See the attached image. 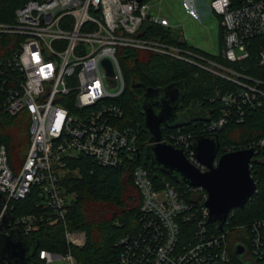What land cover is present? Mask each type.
<instances>
[{
	"label": "built area",
	"instance_id": "1",
	"mask_svg": "<svg viewBox=\"0 0 264 264\" xmlns=\"http://www.w3.org/2000/svg\"><path fill=\"white\" fill-rule=\"evenodd\" d=\"M207 8L221 20L222 58L230 63L248 58L247 41L264 35V0H245L236 7L230 0H211ZM144 23L173 29L168 18L152 12L147 0H29L15 10L12 24H0V34L19 38L12 58L0 61L2 106L12 115L25 112L30 122L29 147L18 171L11 169L7 149L0 145V195L5 200L0 221L13 209L11 202L25 199L34 190L35 210L40 211L13 217L5 235L14 230L28 237L40 223L65 224L74 199L63 183L70 171L67 159L85 156L98 166L120 168L140 156L138 126H122L124 110L115 103L124 90L118 51H145L193 63L187 49L137 37ZM105 60L111 65L112 75ZM257 63L264 65V51ZM199 67L240 88L237 94L222 98L227 111L218 120L204 124L203 132L220 129L233 116L232 109L236 122H241L243 108L261 105L264 81L211 60ZM106 83L119 91L111 93ZM162 141L180 149L200 171L207 170L195 158L196 139L191 133L180 127L166 133ZM261 148L264 138L246 149L257 152ZM132 179L140 193L136 213L139 225L134 233L116 242L118 256L112 264L230 262L228 230L212 232L204 203L196 207L186 199L188 193L202 190L170 183L155 185L142 165L134 167ZM239 228L248 231L245 256L255 264H264V217ZM64 238L69 246L85 244L82 231L65 227ZM31 261L78 264L69 251L60 254L39 250Z\"/></svg>",
	"mask_w": 264,
	"mask_h": 264
},
{
	"label": "trees",
	"instance_id": "2",
	"mask_svg": "<svg viewBox=\"0 0 264 264\" xmlns=\"http://www.w3.org/2000/svg\"><path fill=\"white\" fill-rule=\"evenodd\" d=\"M29 0H0V24H12L17 8ZM41 1V0H39ZM245 0H230L233 7ZM137 37L154 38L159 41L187 49L193 63L178 61L172 58L158 56L150 52L138 50H119L118 62L121 68L124 90L115 100L124 110L122 126L137 127L140 132V156H135L132 162L120 168H104L98 166L90 158L82 156L77 159H67L70 170L63 179L68 193L74 199L69 207L68 215L63 225L56 222L51 225L40 223L28 237L37 242L38 246L32 259H36L39 250H48L60 254L70 252L78 264H112L117 256L116 242L127 234L134 233L138 228L136 213L140 206V193L133 184L132 171L142 165L149 169V163L144 159V150L149 141V135L144 127L143 116L134 107L136 99L147 89H156L172 83H185V93L177 105V112L182 113L192 103H196L205 112L207 120H197L182 126L185 132L191 133L197 140L199 137L216 138L218 155L228 151L246 149L254 142L264 138V99L260 106L243 108L241 122H236V112L225 124L213 133L203 132L204 124L218 120L228 107L222 98L229 93L237 94L239 86L226 79L216 77L199 67L211 60L229 67L237 73L264 81V65H258L257 60L264 51V35L247 41L248 58L230 63L221 55L222 26L220 28V51L214 56L187 43L177 30L144 23ZM19 44V38L0 34V61L12 58ZM242 80V79H241ZM4 93L0 91V145L7 149L9 165L13 171H18L29 147V119L25 112L16 115L8 113L2 106ZM164 127L162 135L175 131ZM256 161L251 164L250 171L256 182V193L248 200L243 209H233L227 218L223 231H227L226 242L230 256L228 264H255L245 255L236 257L234 247L241 245L247 249L248 231L239 228L249 226L254 221L264 217V148L256 150ZM155 185L170 183L185 187L183 182L175 183L165 174L158 172ZM184 189V188H183ZM186 199L202 207L204 192L193 191ZM36 191H32L21 201L11 202L13 209L9 212L13 217L35 210ZM71 231H82L85 234L83 247L69 246L64 238V228ZM212 232L218 233L215 224L209 226Z\"/></svg>",
	"mask_w": 264,
	"mask_h": 264
},
{
	"label": "water",
	"instance_id": "3",
	"mask_svg": "<svg viewBox=\"0 0 264 264\" xmlns=\"http://www.w3.org/2000/svg\"><path fill=\"white\" fill-rule=\"evenodd\" d=\"M141 2L143 0H136ZM104 65L108 74L112 75L109 61ZM185 93V83H172L156 89H147L135 100L134 107L143 116L149 141L144 150V159L149 163V175L156 179L158 172L165 174L175 183L183 182L193 189H200L206 194L204 207L208 212V222L216 225L222 232L229 213L233 209H243L248 200L256 193L257 185L251 176L250 166L256 160L253 149L230 151L220 155L217 165L214 161L218 155L219 144L216 138L199 137L194 144L195 158L207 170L200 171L193 166L180 149L163 142L162 129H177L204 117H193L184 120L183 116L193 107L200 108L196 103L182 113L177 112V105ZM194 113V112H193ZM5 200L0 195V213ZM13 216L5 213L0 221V264H39L31 261L38 243L27 236H20L11 228ZM236 257L245 255L241 245L234 247Z\"/></svg>",
	"mask_w": 264,
	"mask_h": 264
},
{
	"label": "rangeland",
	"instance_id": "4",
	"mask_svg": "<svg viewBox=\"0 0 264 264\" xmlns=\"http://www.w3.org/2000/svg\"><path fill=\"white\" fill-rule=\"evenodd\" d=\"M147 1L152 8V12L160 13L168 18L171 28L179 32L182 31L183 37L189 45L214 56L219 54V17L208 11L207 6L211 0ZM106 84L111 93L119 91V89L108 85V83ZM201 116H206L205 112L194 106L183 116V119L189 120Z\"/></svg>",
	"mask_w": 264,
	"mask_h": 264
},
{
	"label": "crops",
	"instance_id": "5",
	"mask_svg": "<svg viewBox=\"0 0 264 264\" xmlns=\"http://www.w3.org/2000/svg\"><path fill=\"white\" fill-rule=\"evenodd\" d=\"M216 16V15H215ZM218 17V16H217ZM218 21H219V28H218V39H219V35H220V28H221V20L218 18ZM181 35L183 36V33L182 31L180 32ZM184 38V37H183ZM219 49H220V40H219Z\"/></svg>",
	"mask_w": 264,
	"mask_h": 264
}]
</instances>
